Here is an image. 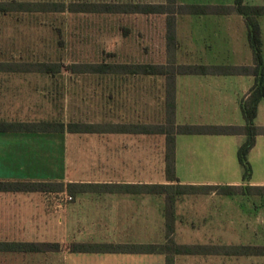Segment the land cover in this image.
<instances>
[{
  "label": "crops",
  "instance_id": "obj_1",
  "mask_svg": "<svg viewBox=\"0 0 264 264\" xmlns=\"http://www.w3.org/2000/svg\"><path fill=\"white\" fill-rule=\"evenodd\" d=\"M235 2L175 0L174 67L254 66L244 15L236 10L193 13L187 9L235 6ZM245 3L264 5V1ZM150 4L168 5L169 0ZM151 14L164 17L167 50L168 14ZM259 20L264 50V16ZM152 64L169 65L168 60ZM134 76H160L167 82L164 75ZM255 83L254 74L178 72L176 123L244 126L241 102ZM2 110L0 123L40 121L5 117ZM124 115L119 110L114 119L103 122L107 129L102 132L0 131V264H26L27 253H51L56 264H167L168 254L160 251V245L170 240L186 245L217 242L214 237L223 219V206L207 202V195L201 193L175 195L169 203L170 194L159 193L157 186L264 185V134L256 137L249 153L253 166L249 182L243 179L238 158L246 135L177 134V179H169L166 135L109 129L148 124L128 122ZM255 122L264 127V99ZM26 182L54 186L47 191L13 187ZM66 192L72 197L70 203L49 201L50 195ZM168 224L174 228L171 233ZM26 242L58 243L60 250L26 252L10 247ZM204 255L177 254L174 264Z\"/></svg>",
  "mask_w": 264,
  "mask_h": 264
},
{
  "label": "rangeland",
  "instance_id": "obj_2",
  "mask_svg": "<svg viewBox=\"0 0 264 264\" xmlns=\"http://www.w3.org/2000/svg\"><path fill=\"white\" fill-rule=\"evenodd\" d=\"M52 1L150 4L163 0ZM164 25V17L146 13L0 14V61L62 64V72L54 75L0 72V109L5 117L18 119L100 124H107L103 122L122 110L128 122L163 123L168 94L162 77L74 72L73 66L168 60L173 71L174 58L165 47ZM241 186L233 196L215 190L195 193L206 194L207 202L223 206V219L214 237L217 242L203 245L264 246V185ZM66 194L70 195H50L49 201L68 204L71 200ZM56 263L51 253L26 254V264ZM181 264H264V256L205 254L183 259Z\"/></svg>",
  "mask_w": 264,
  "mask_h": 264
},
{
  "label": "trees",
  "instance_id": "obj_3",
  "mask_svg": "<svg viewBox=\"0 0 264 264\" xmlns=\"http://www.w3.org/2000/svg\"><path fill=\"white\" fill-rule=\"evenodd\" d=\"M175 0H169L168 5L162 4H110L102 2H70L64 1H20V0H0V14L11 13H166L167 16V50L174 58L176 49V18ZM189 12L202 13L211 11L213 13H229L238 11L244 15L248 24V39L254 52V66H178L173 71L167 65L152 63H85L74 64V72L94 73V74H129V75H164L167 78V115L165 123L162 124H128L111 126L114 131L134 132V133H160L166 135V172L169 179H177L175 167V148L177 134H244L246 140L239 147L238 158L243 169V179L249 182L253 175V166L249 160V153L256 144V137L264 134V127L256 125L258 106L264 99V50L262 27L259 17L264 16V5L248 4L245 0H236L235 6H188ZM0 72H23L58 74L62 72V64L55 61H0ZM178 72L193 73H223V74H254L256 83L247 98L241 102L242 112L246 120L244 126H196L178 125L176 123V92L175 76ZM107 128L97 123L87 122H64L55 120L28 121L26 123H0V131L6 130H26L27 132H102ZM54 184L48 182H26L14 184L15 189L26 188V191H47L52 189ZM242 186L233 185H176L172 187L159 185L156 187L159 193H169L171 203L175 195L197 193L200 191L215 190L226 196H233ZM246 187H261L247 184ZM70 185H68V189ZM172 190V192L170 191ZM171 193H174L171 195ZM173 226L168 224V231H173ZM26 252H48L60 250V244L49 242H26L11 244L10 247ZM76 250V247H74ZM155 250V249H154ZM160 251L168 254L167 264H174V256L177 254L197 255V254H224V255H256L264 256V246L259 245H231L223 248L210 247L196 244H177L170 240L167 244L160 245Z\"/></svg>",
  "mask_w": 264,
  "mask_h": 264
},
{
  "label": "built area",
  "instance_id": "obj_4",
  "mask_svg": "<svg viewBox=\"0 0 264 264\" xmlns=\"http://www.w3.org/2000/svg\"><path fill=\"white\" fill-rule=\"evenodd\" d=\"M66 198L69 200H72V197L70 195H67V194H66Z\"/></svg>",
  "mask_w": 264,
  "mask_h": 264
}]
</instances>
